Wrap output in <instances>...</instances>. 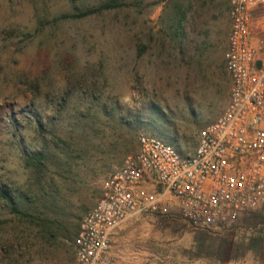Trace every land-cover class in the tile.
I'll return each mask as SVG.
<instances>
[{
	"label": "rangeland",
	"instance_id": "1",
	"mask_svg": "<svg viewBox=\"0 0 264 264\" xmlns=\"http://www.w3.org/2000/svg\"><path fill=\"white\" fill-rule=\"evenodd\" d=\"M0 0V264H76L83 214L140 134L182 153L227 104L229 0ZM252 31L264 41V9ZM42 122V128L38 121ZM43 152L40 167L26 155ZM37 218V219H36ZM102 264H264V206L200 227L178 207L127 218Z\"/></svg>",
	"mask_w": 264,
	"mask_h": 264
},
{
	"label": "built area",
	"instance_id": "2",
	"mask_svg": "<svg viewBox=\"0 0 264 264\" xmlns=\"http://www.w3.org/2000/svg\"><path fill=\"white\" fill-rule=\"evenodd\" d=\"M255 7L264 9V0H229L223 58L230 90L222 114L200 129L187 153L138 136L136 150L108 176L79 222L76 264H102L122 222L166 204L200 227L228 225L264 206V41L252 31Z\"/></svg>",
	"mask_w": 264,
	"mask_h": 264
},
{
	"label": "trees",
	"instance_id": "3",
	"mask_svg": "<svg viewBox=\"0 0 264 264\" xmlns=\"http://www.w3.org/2000/svg\"><path fill=\"white\" fill-rule=\"evenodd\" d=\"M123 5L122 0H104L97 6L92 7H86L84 9L78 10L77 12L71 13V14H63L62 17L64 18H82L86 17L92 14L101 13L105 10H111L119 8ZM38 125L42 128V122L39 120ZM46 159V155L41 152H33L28 155H26V164L28 165H35L37 167H40L43 160ZM0 195L6 199L8 204L10 205V209L12 212L15 213H21L22 215H30L33 213L28 212L27 210H24V212H21L22 208H20V205L22 201L19 197L15 198L11 195H6L1 189H0ZM37 219V218H36Z\"/></svg>",
	"mask_w": 264,
	"mask_h": 264
}]
</instances>
